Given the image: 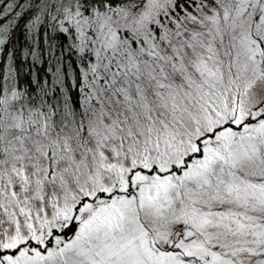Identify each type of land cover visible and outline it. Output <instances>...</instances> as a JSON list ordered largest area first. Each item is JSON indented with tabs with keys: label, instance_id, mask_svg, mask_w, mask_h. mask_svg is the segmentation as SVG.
Segmentation results:
<instances>
[{
	"label": "snow or ice",
	"instance_id": "1",
	"mask_svg": "<svg viewBox=\"0 0 264 264\" xmlns=\"http://www.w3.org/2000/svg\"><path fill=\"white\" fill-rule=\"evenodd\" d=\"M0 264H264V0H0Z\"/></svg>",
	"mask_w": 264,
	"mask_h": 264
}]
</instances>
